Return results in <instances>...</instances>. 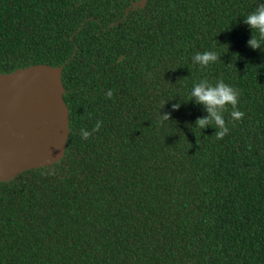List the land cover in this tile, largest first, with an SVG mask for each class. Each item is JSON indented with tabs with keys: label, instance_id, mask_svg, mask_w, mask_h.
<instances>
[{
	"label": "trees",
	"instance_id": "obj_1",
	"mask_svg": "<svg viewBox=\"0 0 264 264\" xmlns=\"http://www.w3.org/2000/svg\"><path fill=\"white\" fill-rule=\"evenodd\" d=\"M259 3L0 0V73L61 65L68 108L63 157L0 181V264H264ZM201 79L238 93L222 139L195 125Z\"/></svg>",
	"mask_w": 264,
	"mask_h": 264
},
{
	"label": "water",
	"instance_id": "obj_2",
	"mask_svg": "<svg viewBox=\"0 0 264 264\" xmlns=\"http://www.w3.org/2000/svg\"><path fill=\"white\" fill-rule=\"evenodd\" d=\"M61 73V65L46 63L0 73V181L63 157L68 108Z\"/></svg>",
	"mask_w": 264,
	"mask_h": 264
},
{
	"label": "clouds",
	"instance_id": "obj_3",
	"mask_svg": "<svg viewBox=\"0 0 264 264\" xmlns=\"http://www.w3.org/2000/svg\"><path fill=\"white\" fill-rule=\"evenodd\" d=\"M243 23L251 30V36L247 44L253 50L258 49L264 44V3H259L253 10L248 12L243 17ZM218 58L217 53L212 50L197 51L191 57L192 62L202 68L215 63ZM106 95L111 97V90H108ZM189 98H195L197 103L204 105L207 112V116L196 119V127L203 129L215 125L214 133L217 139H222L228 132L223 116L226 106H231L232 111L230 116L233 120H239L244 116V113L237 108V91L223 80H217L214 84L207 79L194 82L189 92ZM178 106L179 105H173V108ZM158 119L167 121L169 119L168 113H164L162 116H159ZM99 127L100 121H97L93 131ZM89 135L90 133L88 131L81 129V136L83 139H87Z\"/></svg>",
	"mask_w": 264,
	"mask_h": 264
}]
</instances>
